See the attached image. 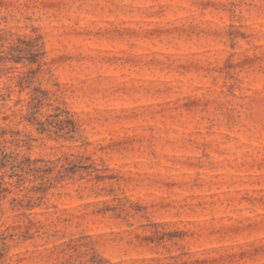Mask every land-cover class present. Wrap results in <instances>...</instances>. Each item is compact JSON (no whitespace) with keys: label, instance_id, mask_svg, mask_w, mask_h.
<instances>
[{"label":"rangeland","instance_id":"1","mask_svg":"<svg viewBox=\"0 0 264 264\" xmlns=\"http://www.w3.org/2000/svg\"><path fill=\"white\" fill-rule=\"evenodd\" d=\"M34 88L74 138L26 121ZM0 124L98 168L11 187L0 264H264V0H0Z\"/></svg>","mask_w":264,"mask_h":264},{"label":"trees","instance_id":"2","mask_svg":"<svg viewBox=\"0 0 264 264\" xmlns=\"http://www.w3.org/2000/svg\"><path fill=\"white\" fill-rule=\"evenodd\" d=\"M30 61L34 62L35 60L31 58ZM28 83L27 75L22 73L18 76V84L21 87ZM6 89L9 90L10 86H7ZM6 96L8 95L2 94L1 98L4 99ZM48 99V91L34 88L33 93L26 101L27 113L24 118L34 126L39 134L62 139L74 138L78 131L77 123L63 108L54 106L52 110L38 117L39 108ZM8 133L11 137L10 140L15 141L16 144L23 141L20 137L14 136L18 131L12 132L0 124V199L12 193L11 187H13L17 192H24V195L20 198L13 197L12 201L23 209L31 210L39 206L38 200H41L52 187L76 175L82 177L93 174L98 180V168L89 157L71 154L64 156L63 159L58 158L54 162L42 157L20 154L7 148ZM26 137L29 138V135ZM12 235L0 233V239Z\"/></svg>","mask_w":264,"mask_h":264}]
</instances>
